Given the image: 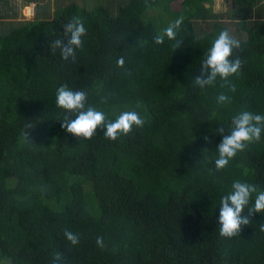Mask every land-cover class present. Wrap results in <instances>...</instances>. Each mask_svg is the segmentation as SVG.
I'll return each instance as SVG.
<instances>
[{
  "label": "trees",
  "instance_id": "trees-1",
  "mask_svg": "<svg viewBox=\"0 0 264 264\" xmlns=\"http://www.w3.org/2000/svg\"><path fill=\"white\" fill-rule=\"evenodd\" d=\"M232 4L237 35L214 0H64L0 31V264H264V212L246 209L249 224L231 238L217 222L233 181L264 189V134L226 168L214 164L219 128L228 134L240 111L264 113V0ZM180 16L176 40L155 45ZM74 17L87 31L64 61L52 44ZM222 30L240 41V71L200 89ZM61 85L85 91L109 120L135 110L144 124L115 140L100 128L77 138L62 127L74 117L56 105Z\"/></svg>",
  "mask_w": 264,
  "mask_h": 264
},
{
  "label": "clouds",
  "instance_id": "clouds-1",
  "mask_svg": "<svg viewBox=\"0 0 264 264\" xmlns=\"http://www.w3.org/2000/svg\"><path fill=\"white\" fill-rule=\"evenodd\" d=\"M183 16L175 18L169 25L153 36L155 45H161L165 40H176L183 23ZM86 27L79 17H74L64 24L63 38L53 41V49L60 50V56L64 61L74 60L76 52L82 47ZM240 47V41L235 39L228 30L218 33L211 46L208 48L205 58L201 62L200 75L195 78L194 85L205 89L214 84L219 78L226 84L229 78L237 74L241 68V60L233 55L234 50ZM118 65L124 64V57L117 60ZM235 88L232 86V91ZM88 95L83 90H73L68 85H61L56 89V105L71 114L74 118L62 120V127L67 133L77 138L89 139L100 128L103 134L115 140L118 136L128 134L135 126H143L144 119L135 110L120 112L115 119L109 120L105 113L87 103ZM218 104H225L230 97L221 92L216 97ZM221 139L217 149V158L214 161L217 170L228 166L230 160L239 152L247 148L253 141H259L264 134V113H256L247 110L238 112L232 117L231 130L223 134L224 129L219 128ZM27 136V133H25ZM207 140V136L205 137ZM219 224L220 235L231 238L237 235L242 225L249 224L247 213L264 212V189L247 181L235 180L231 190L220 198ZM264 230V225H261ZM64 236L73 245L78 243L79 237L72 231L65 230ZM97 243H102V238H97ZM56 264H60L57 256Z\"/></svg>",
  "mask_w": 264,
  "mask_h": 264
},
{
  "label": "rangeland",
  "instance_id": "rangeland-1",
  "mask_svg": "<svg viewBox=\"0 0 264 264\" xmlns=\"http://www.w3.org/2000/svg\"><path fill=\"white\" fill-rule=\"evenodd\" d=\"M4 2L0 5V31H6L11 29L13 26H16L20 21L25 22L31 19H34L35 16H40L37 12L39 11L38 6L47 5V8H55L56 0H40L35 4V12L34 7L29 5V7H25L26 0H11L9 1L10 7L7 6V0H3ZM62 0H58L61 3ZM115 4V3H114ZM16 5V6H15ZM98 4L89 3L85 7L88 9H93ZM232 0H214L213 6V14L217 16L218 21L224 22L229 26L230 30L234 35H237L236 30V19L230 15L232 13ZM54 12L51 13V17H53ZM34 16V17H33ZM33 17V18H32Z\"/></svg>",
  "mask_w": 264,
  "mask_h": 264
},
{
  "label": "crops",
  "instance_id": "crops-1",
  "mask_svg": "<svg viewBox=\"0 0 264 264\" xmlns=\"http://www.w3.org/2000/svg\"><path fill=\"white\" fill-rule=\"evenodd\" d=\"M7 1H11V0H7ZM48 1H49V0H47L46 2H48ZM63 1H64V0H62L61 3H62ZM78 1L81 2V0H78ZM105 1H106V0H105ZM112 2L115 3V4H118V3L120 2V0H112ZM55 3L61 4V3L58 2V0H56ZM35 4H36V3H34V4L31 5L32 7H34V9H35V7H36ZM25 7H26V6H25ZM27 7H29V5H28ZM54 7H55V6H54ZM53 9H54V8H53Z\"/></svg>",
  "mask_w": 264,
  "mask_h": 264
}]
</instances>
